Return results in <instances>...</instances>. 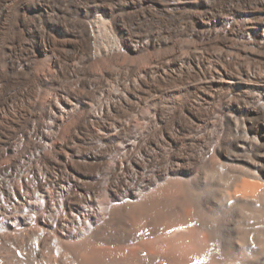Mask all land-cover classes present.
I'll return each instance as SVG.
<instances>
[{
  "label": "bare ground",
  "instance_id": "6f19581e",
  "mask_svg": "<svg viewBox=\"0 0 264 264\" xmlns=\"http://www.w3.org/2000/svg\"><path fill=\"white\" fill-rule=\"evenodd\" d=\"M0 264H264V0H0Z\"/></svg>",
  "mask_w": 264,
  "mask_h": 264
}]
</instances>
